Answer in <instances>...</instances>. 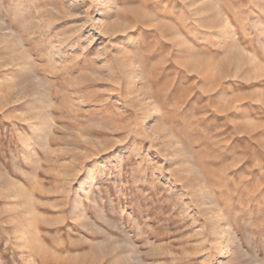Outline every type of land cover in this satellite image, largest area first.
I'll return each instance as SVG.
<instances>
[{
	"label": "rangeland",
	"instance_id": "374dc122",
	"mask_svg": "<svg viewBox=\"0 0 264 264\" xmlns=\"http://www.w3.org/2000/svg\"><path fill=\"white\" fill-rule=\"evenodd\" d=\"M0 264H264V0H0Z\"/></svg>",
	"mask_w": 264,
	"mask_h": 264
}]
</instances>
